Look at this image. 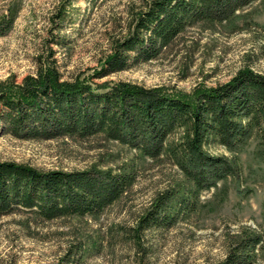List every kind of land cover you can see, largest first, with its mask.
<instances>
[{
    "label": "rangeland",
    "instance_id": "374dc122",
    "mask_svg": "<svg viewBox=\"0 0 264 264\" xmlns=\"http://www.w3.org/2000/svg\"><path fill=\"white\" fill-rule=\"evenodd\" d=\"M152 0H0V88L22 86L52 66L64 80L94 87L129 84L188 96L228 83L242 70L264 75V0L223 24L187 28L161 58L107 78L95 73L112 43L133 29ZM58 40L65 42L58 44ZM178 130L168 141L182 137ZM207 150L238 166V175L199 194L195 212L171 229L142 224L158 197L187 183L166 152L152 160L104 134L90 139L30 141L0 133V160L49 170H133L136 179L97 216L46 222L27 213L0 218V264H55L70 249L71 264H216L230 239L246 229L264 236V146L255 133L236 152ZM80 253L78 252L80 249ZM79 253V254H78ZM256 264H264V250Z\"/></svg>",
    "mask_w": 264,
    "mask_h": 264
},
{
    "label": "trees",
    "instance_id": "16d2710c",
    "mask_svg": "<svg viewBox=\"0 0 264 264\" xmlns=\"http://www.w3.org/2000/svg\"><path fill=\"white\" fill-rule=\"evenodd\" d=\"M256 1L152 0L130 33L114 40L94 76L107 78L158 60L187 28L232 21ZM178 130H184L182 137L169 146ZM0 133L30 141L104 134L152 160L168 152L192 189L165 191L141 222L149 229H171L195 212L201 192L238 175L235 162L211 154L208 146L236 152L255 133L264 146V75L242 70L191 100L159 88L68 81L52 66L22 86L0 88ZM135 179L133 170L42 171L0 160V218L27 213L51 222L97 216L119 201ZM262 250L264 236L244 229L230 239L225 258L216 264H256ZM74 252L70 249L55 264H71Z\"/></svg>",
    "mask_w": 264,
    "mask_h": 264
}]
</instances>
